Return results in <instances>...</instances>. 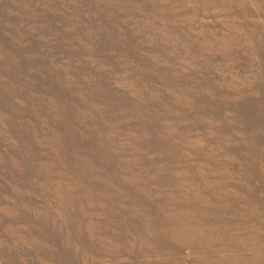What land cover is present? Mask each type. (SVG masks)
I'll return each mask as SVG.
<instances>
[{
    "label": "rangeland",
    "instance_id": "rangeland-1",
    "mask_svg": "<svg viewBox=\"0 0 264 264\" xmlns=\"http://www.w3.org/2000/svg\"><path fill=\"white\" fill-rule=\"evenodd\" d=\"M0 264H264V0H0Z\"/></svg>",
    "mask_w": 264,
    "mask_h": 264
}]
</instances>
